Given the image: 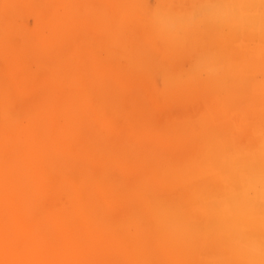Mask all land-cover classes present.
I'll return each instance as SVG.
<instances>
[{"label":"rangeland","instance_id":"1","mask_svg":"<svg viewBox=\"0 0 264 264\" xmlns=\"http://www.w3.org/2000/svg\"><path fill=\"white\" fill-rule=\"evenodd\" d=\"M33 1L31 11V0H0V195L18 197L12 193L18 189L27 197L33 187L40 192L27 197L32 201L27 206L31 217L43 225L21 243L44 239L64 251L70 249L74 235L80 238L76 252L62 258L61 264H121L122 253L113 244L137 237L135 226L123 228L134 203L104 209L105 222L94 219V229L87 235L93 240L88 241L81 236L85 228L71 199L79 195L89 202L92 184L103 185L110 200H122L151 182L163 188L175 181L183 189L168 190L166 205L174 209L177 203L188 205L192 192L179 175L190 173L199 163L200 142L195 136L212 115L210 102L222 99L230 115L220 119L227 126L236 115L245 117L246 125L253 106L246 97L239 99L245 93L229 87L233 76L226 75L225 50L216 33L207 36L199 27L194 40L185 37L188 41L177 45L160 35L153 23L160 20L157 8L181 10L186 17L178 22L177 35L192 32L195 21L211 15V11L200 13L207 0ZM172 13L166 19L173 21L176 13ZM72 18L77 23L67 30ZM73 61L79 68L74 83L67 73ZM245 64L235 73L244 85L254 80ZM55 76L62 84L53 87ZM262 102L263 98L258 103ZM84 116L89 123L83 126ZM216 126L219 132L209 139L224 136L220 132L227 126ZM36 132L39 145L30 146L25 140L21 148L19 141L12 142L15 136ZM70 132L78 136L74 147L55 140L57 134ZM245 139L250 143L246 133ZM155 140L179 151L166 157L185 160L172 163L163 160L164 153L156 159L161 149ZM28 151L37 156L25 163L20 154ZM143 235L151 241L148 231ZM157 257L160 254L149 255L141 264H160Z\"/></svg>","mask_w":264,"mask_h":264},{"label":"bare ground","instance_id":"2","mask_svg":"<svg viewBox=\"0 0 264 264\" xmlns=\"http://www.w3.org/2000/svg\"><path fill=\"white\" fill-rule=\"evenodd\" d=\"M204 4L207 7L200 8V13L211 11L210 17L207 20L195 19L199 22L195 21L192 32H185L182 36L177 35L178 22H183L186 17L181 10L157 8L155 15L160 20L154 19L153 23L160 35L166 34L170 42L177 45L186 38L194 40L193 35L199 27L207 36L216 33V40L225 50L226 75L233 76L228 81L229 87L237 94L245 93L239 99L246 97L253 106L249 113L250 121L245 125V117L237 118L235 114L236 119L233 117L231 126H227L220 119L230 115L222 99H219L221 102L218 99L210 102L212 115L195 136L200 142L199 163L196 162L190 173L179 175L186 189L192 192L188 205L179 207L177 203L178 208L175 209L166 205L167 199H170L168 190L183 189L178 188L175 181L170 183V187L163 188L155 183L157 181L151 182L150 186L138 188L135 196L122 200H110L109 192L103 185L92 184L89 202L81 201L79 195L71 199L81 227L85 228L81 236L86 239L94 229V219L105 222L106 209L134 203L123 228L135 226L137 237L113 244V248L122 253L121 264H141L149 255L155 257L159 254L157 259H160V264H264V46L260 49L259 45H264V0H207ZM172 12L176 13L173 21L168 20ZM71 20L67 30L77 23L73 18ZM55 30L58 31V28L55 27ZM54 43L55 39L51 41L52 45ZM219 59L222 61L223 57L219 56ZM242 62L246 63L247 71L254 77L245 85L235 75L241 70ZM69 68L71 71L67 73L74 83L79 68L75 61ZM54 78L51 82L53 87L62 84L60 76ZM254 94H257L256 98ZM261 98L262 104L258 103ZM88 123L86 116L80 119V125ZM216 125L227 126L225 132H220L224 136L209 139V135L219 132L220 128ZM205 130H215V133L206 135ZM245 133L250 143L245 142ZM38 137L39 132L25 138L20 135L13 137L12 142L19 141L21 148L25 140L30 146L39 145ZM57 139L64 141V147H74L78 136L76 132L60 133L55 136ZM29 151L20 154L25 163L27 159L33 162L37 156H30ZM14 165L18 170V162ZM12 193L18 197L0 195V264H61L62 258L75 254L76 242L80 238L72 234V245L64 251L55 243H45L44 239L21 243L43 225L31 217L27 206L32 202L27 197L33 195L35 198L40 192L33 187L27 197L18 189ZM159 195L164 197L163 207L157 204ZM174 201L179 202L177 196ZM53 222L60 228L57 218ZM146 231L151 234V241L143 235Z\"/></svg>","mask_w":264,"mask_h":264},{"label":"crops","instance_id":"3","mask_svg":"<svg viewBox=\"0 0 264 264\" xmlns=\"http://www.w3.org/2000/svg\"><path fill=\"white\" fill-rule=\"evenodd\" d=\"M59 1V0H58ZM14 2V1H13ZM34 2L35 1H33V0H31V11H33L35 8H34V6H33V4H34ZM12 4V3H11ZM59 6H61V3H59ZM61 8V7H60ZM59 8V9H60ZM3 19V18H2ZM20 24V23H19ZM32 30L33 31H35V35H34V37H32V35H31V32H32ZM32 30H29V33H30V35H31V38L32 39H36L37 38V30H36V28H33ZM181 32V31H180ZM180 32H179V35H182V32H181V34H180ZM121 83H123V81L121 82ZM120 83V84H121ZM130 83V82H129ZM129 83L127 84L128 86H127V88H126V90L128 89V87H129ZM126 90H124L123 91V93H125V91ZM202 114V113H201ZM200 116V115H199ZM154 143H157L158 145H159V149H161V152H160V154H161V156L160 157H158V158H156V159H161V157H163L164 155V158H163V160H166V161H171L172 163L173 162H177V161H183V159L184 158H179V159H177V160H175V159H173V157L171 158V157H166L167 155H168V152H170V154L172 153V154H174V153H176V152H179L178 150H171L167 145V142H165V143H160V142H157L156 140L154 141ZM188 147H190L191 148V146H188ZM163 153H164V155H163ZM197 153H198V151H197ZM145 157V156H144ZM156 159H153V160H155L156 162H157V160ZM191 159V158H190ZM185 160V159H184ZM186 160H188V159H186ZM161 163V162H160ZM172 165H174V164H172Z\"/></svg>","mask_w":264,"mask_h":264}]
</instances>
